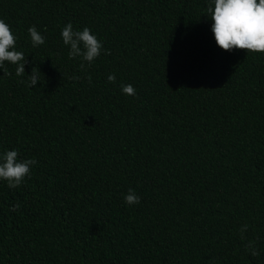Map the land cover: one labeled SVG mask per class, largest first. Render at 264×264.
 I'll use <instances>...</instances> for the list:
<instances>
[{
	"label": "trees",
	"instance_id": "trees-1",
	"mask_svg": "<svg viewBox=\"0 0 264 264\" xmlns=\"http://www.w3.org/2000/svg\"><path fill=\"white\" fill-rule=\"evenodd\" d=\"M209 2L0 0L27 61L0 69V157L37 161L0 180V264H264V53L220 49ZM67 23L102 43L91 66Z\"/></svg>",
	"mask_w": 264,
	"mask_h": 264
},
{
	"label": "clouds",
	"instance_id": "clouds-1",
	"mask_svg": "<svg viewBox=\"0 0 264 264\" xmlns=\"http://www.w3.org/2000/svg\"><path fill=\"white\" fill-rule=\"evenodd\" d=\"M207 16L212 20L211 32L216 45L227 52L232 50H245L247 53H264V0H210L207 7ZM33 47L45 43L44 37L35 26L28 28ZM63 44L68 46V58H81L83 61L80 68L91 66L100 56L102 43L92 34L87 27L81 31H75L71 23H67L61 30ZM17 37L13 35L10 26L0 19V69L3 74L10 76L5 62L16 65L15 75H25V55L21 51L15 50ZM105 54H110L104 50ZM41 72L36 67H32L31 74L28 75L26 86L33 88L40 81ZM72 80H79L80 77H70ZM87 79L91 82V77ZM109 83H115L114 74L107 77ZM24 83V81H21ZM122 93L128 96H135L136 89L131 85H121ZM18 151H6L0 157V180L7 182L10 189L21 186L26 178H30L32 166L37 163L35 159H18ZM127 205L140 203V197L133 189H129L124 196ZM19 204H15L10 210L19 209ZM248 225L245 224L240 229L241 233L246 232ZM246 250L252 256H259V251L255 248L254 242L250 241L246 245Z\"/></svg>",
	"mask_w": 264,
	"mask_h": 264
}]
</instances>
